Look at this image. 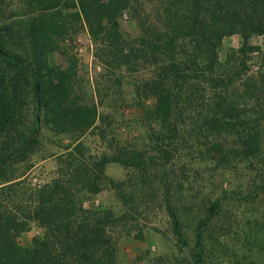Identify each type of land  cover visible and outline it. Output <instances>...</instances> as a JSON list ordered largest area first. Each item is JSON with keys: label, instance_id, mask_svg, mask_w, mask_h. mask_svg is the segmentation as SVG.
Masks as SVG:
<instances>
[{"label": "trees", "instance_id": "obj_1", "mask_svg": "<svg viewBox=\"0 0 264 264\" xmlns=\"http://www.w3.org/2000/svg\"><path fill=\"white\" fill-rule=\"evenodd\" d=\"M8 4L0 0V176L4 167L31 150L43 125L51 133L76 136L94 127L95 106L76 102L70 71L48 61L53 52L71 61L63 43L66 35L74 37L81 28L103 69H150L146 78L128 84L137 95L152 99L140 108L144 118L161 128L153 147L160 154L158 169H166L182 111L201 107L202 126L211 138L239 128L241 147L230 151L247 160V168L258 177L253 189L243 195L234 192V198L252 202L264 190L258 167L264 161V46L248 44L251 36L264 37V0H21L22 5L10 11L17 13L13 17ZM122 21L132 23L133 34L122 31ZM232 35L239 37L240 45L236 64L229 68L217 52L222 40ZM252 54L251 71L246 59ZM235 97L247 108L243 116L236 111ZM30 106L42 119L34 118L31 128L21 129ZM81 145L78 139L66 145L63 175L33 187L24 200L5 201L1 195L12 184L0 185V264H113L109 218L84 208L83 196L100 191L108 163L134 168L144 177L151 162L126 149L87 162ZM211 148L219 153L221 144ZM225 154L218 156L223 159ZM163 187L167 195V181ZM224 197L225 192L214 198L197 221L189 264H202L203 232ZM164 202L171 230L184 245L175 209L167 196ZM31 222L42 234L24 248L16 236ZM238 262L264 264V257Z\"/></svg>", "mask_w": 264, "mask_h": 264}, {"label": "rangeland", "instance_id": "obj_2", "mask_svg": "<svg viewBox=\"0 0 264 264\" xmlns=\"http://www.w3.org/2000/svg\"><path fill=\"white\" fill-rule=\"evenodd\" d=\"M8 3L9 12L22 5L21 0H8ZM9 15L13 17L17 13ZM121 26L123 32L134 33L131 22L122 21ZM65 39L63 45L71 61L57 52L51 53L48 61L70 71L76 102L95 106L94 127L76 136L51 133L43 125L35 134L36 142L31 150L4 167L0 183L4 179L9 181L0 185L11 183L12 186L1 197L5 201L7 198L24 200L33 187L63 175L64 147L74 139L82 143L80 151L87 162L97 159L101 153L111 155L126 149L142 154L151 162L146 176L134 168L108 163L99 183L100 191L84 195L82 202L84 208L109 218L107 231L114 244L113 264H189L194 252L195 225L203 217L206 206L223 192L225 197L220 209L203 232L202 264H237L254 257L263 258L264 229L260 228V222L264 219V190L252 202L240 201L232 195L234 192L247 193L258 180L254 171L247 168L248 161L230 151L241 147L236 135L239 128L231 130L229 135L211 138L202 126L204 109L195 107L182 111L179 135L170 146L166 169H158L156 163L160 154L153 147L154 143H159L155 135L158 136L161 128L144 118L140 108V104L149 106L152 99L144 94L137 95L133 85L128 84L146 78L150 69L143 65L131 72L103 69L81 28L74 37L68 34ZM248 44L261 48L264 37L251 36ZM239 45L238 36L225 37L217 52L219 61L229 68L234 67ZM254 63L255 54L247 55L249 70L255 69ZM234 104L243 116L247 109L243 102L235 97ZM34 118L38 122L42 119L30 106L21 129L31 128ZM215 142L221 144L219 153L211 148ZM222 153H226L223 159L218 156ZM258 167L264 174V161ZM164 181L168 182L167 195ZM166 196L177 214L184 245L171 230L164 208ZM41 234L42 230L31 222L16 236V243L29 248Z\"/></svg>", "mask_w": 264, "mask_h": 264}]
</instances>
